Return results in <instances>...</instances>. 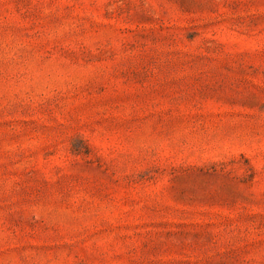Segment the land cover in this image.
Here are the masks:
<instances>
[{
	"label": "rangeland",
	"instance_id": "1",
	"mask_svg": "<svg viewBox=\"0 0 264 264\" xmlns=\"http://www.w3.org/2000/svg\"><path fill=\"white\" fill-rule=\"evenodd\" d=\"M0 264H264V0H0Z\"/></svg>",
	"mask_w": 264,
	"mask_h": 264
}]
</instances>
